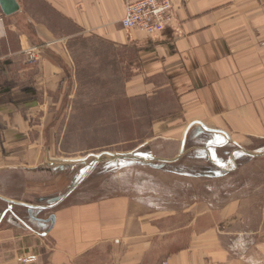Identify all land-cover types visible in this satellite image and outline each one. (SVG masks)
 Masks as SVG:
<instances>
[{"label": "crops", "instance_id": "obj_1", "mask_svg": "<svg viewBox=\"0 0 264 264\" xmlns=\"http://www.w3.org/2000/svg\"><path fill=\"white\" fill-rule=\"evenodd\" d=\"M17 1L0 21V243L9 245L0 264H264V182L211 194L210 175L170 172L83 194L101 159L63 148L77 116L93 115L75 100L72 43L85 39L79 48L129 72L117 115L148 125L143 142L109 158L130 160L157 141L177 146L161 156L170 164L212 147H235L234 170L240 156H264L245 148H264V0H173L179 33L167 27L157 39L127 35L129 0Z\"/></svg>", "mask_w": 264, "mask_h": 264}, {"label": "rangeland", "instance_id": "obj_2", "mask_svg": "<svg viewBox=\"0 0 264 264\" xmlns=\"http://www.w3.org/2000/svg\"><path fill=\"white\" fill-rule=\"evenodd\" d=\"M80 42L76 41L72 43V46L78 49L75 54L76 61L79 64V68H77L78 75L81 76V83L77 90L78 99L75 100L77 101V105L85 111L92 109L93 115L82 112L77 116L76 122L73 121L68 126V132L72 131V133H67L65 140V144L67 145L63 148L68 151L80 147L82 148V157L89 152L99 153L103 150L115 154L119 152L126 153V151L137 147L143 142L144 136L148 134L147 130L145 132L139 130L143 126L148 128L147 124H140L137 120H133L132 116L129 119L128 117H123L122 114L117 115L115 111L119 110L117 109L121 105L119 103H123L121 100V82L122 79L129 75V72L124 71L122 77V73L116 67V63H114V67L107 68L104 51L99 52L97 48H85L86 50H83V48L79 47L88 46L90 42L85 39H82ZM68 91H71V89ZM72 102L73 100L65 101L66 109L71 105L73 106ZM107 108L110 109V112H113L112 115L110 114L108 123L105 121V111ZM59 118L61 120V116ZM69 134L72 137H69ZM195 140L197 144L208 142L206 138ZM214 140L218 142L216 138L210 141L213 142ZM249 143L245 147L246 149L252 150L255 153L264 152L263 147H255V143ZM259 143L261 141H257L256 145ZM159 145L161 147H158ZM156 146L153 144L151 146L147 145L140 148L137 153L131 151L130 153L134 154H127L132 157L130 160H126L125 158L118 160L104 155V158H101V161L97 162L93 168L91 176L80 185L82 192H84L83 194L93 193L101 196L116 192V189H123L132 180L136 181L138 175L140 179H144L148 178L147 175H167L165 173L170 172H172L171 175H201L202 173V175H210L211 194H224L225 191H231L235 184L236 186H245V184L249 185L251 182H264V179H256L254 177V175H263L264 178V156L253 159L251 157L240 156L238 168L234 170V165L230 160L233 149H235L233 146L226 147V149L221 147L215 149L212 147L213 151H211L210 157L200 150L190 151L183 158L182 154L184 153H178L176 156L182 155L181 158H178L180 160L171 164L166 162L161 156L175 154L177 146L173 145L170 149H164L165 146H169L164 141H157ZM61 153L59 152V154ZM222 168L227 171L224 172ZM257 168L259 170L255 174ZM124 171L130 173L128 178L122 176V172ZM239 177L240 179H238ZM8 247V244L0 243V250Z\"/></svg>", "mask_w": 264, "mask_h": 264}, {"label": "built area", "instance_id": "obj_3", "mask_svg": "<svg viewBox=\"0 0 264 264\" xmlns=\"http://www.w3.org/2000/svg\"><path fill=\"white\" fill-rule=\"evenodd\" d=\"M173 0H129L125 4V14L122 19V26L130 37L134 29L141 30L148 34L152 39H157L167 28L172 27L175 21L173 13ZM4 14L0 11V21H3ZM177 24V22H176ZM175 31L179 33L178 27ZM36 49L27 51L29 60H36ZM36 256L22 257V262L35 259ZM168 264V262H163Z\"/></svg>", "mask_w": 264, "mask_h": 264}, {"label": "water", "instance_id": "obj_4", "mask_svg": "<svg viewBox=\"0 0 264 264\" xmlns=\"http://www.w3.org/2000/svg\"><path fill=\"white\" fill-rule=\"evenodd\" d=\"M0 8L4 15H11L20 9V5L17 0H0ZM104 155H108L111 157H118L113 152L102 151L100 153H91L88 156L77 159V160L83 161V160H86L88 157H94L97 160H100Z\"/></svg>", "mask_w": 264, "mask_h": 264}]
</instances>
